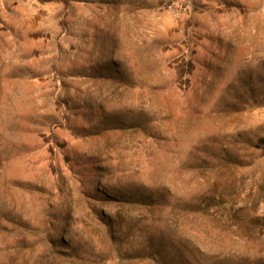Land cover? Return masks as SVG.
<instances>
[{
	"label": "rangeland",
	"instance_id": "obj_1",
	"mask_svg": "<svg viewBox=\"0 0 264 264\" xmlns=\"http://www.w3.org/2000/svg\"><path fill=\"white\" fill-rule=\"evenodd\" d=\"M0 264H264V0H0Z\"/></svg>",
	"mask_w": 264,
	"mask_h": 264
},
{
	"label": "bare ground",
	"instance_id": "obj_2",
	"mask_svg": "<svg viewBox=\"0 0 264 264\" xmlns=\"http://www.w3.org/2000/svg\"><path fill=\"white\" fill-rule=\"evenodd\" d=\"M38 71V70H37ZM145 108V107H144ZM143 109V108H142ZM149 110V109H148ZM153 111V110H152ZM144 113V112H143ZM145 114H147V113H145ZM138 122V121H137Z\"/></svg>",
	"mask_w": 264,
	"mask_h": 264
}]
</instances>
